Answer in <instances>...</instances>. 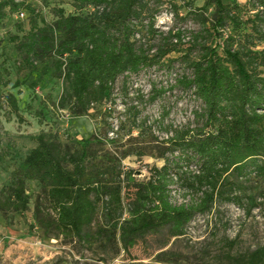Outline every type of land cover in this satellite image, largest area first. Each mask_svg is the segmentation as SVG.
Wrapping results in <instances>:
<instances>
[{
  "label": "trees",
  "instance_id": "obj_1",
  "mask_svg": "<svg viewBox=\"0 0 264 264\" xmlns=\"http://www.w3.org/2000/svg\"><path fill=\"white\" fill-rule=\"evenodd\" d=\"M71 1L74 13L57 9L56 20L47 24L24 1L0 0V20L7 7L12 14L25 17L27 10L32 17L29 31L13 41L30 74L39 75L34 86L48 77L61 82L58 110H68L75 118L87 116L93 106L112 102L120 77L137 76L156 66L171 69L181 62L191 76L182 75L176 85L201 102L203 112L196 117L202 125L177 132L166 142L172 148L153 155L143 142L145 135L151 140L147 144L156 141L152 127L147 118L138 123L141 111L132 106L134 126L120 157L104 150L117 143L110 137L111 124L97 128L75 150L62 144L57 134L42 132L11 185L0 192V214L5 219L10 213L24 218L31 204L27 185L35 181L39 193L30 228L41 239L62 238L119 255L130 254L140 240L166 229L171 239L185 236L192 220L210 214L218 202L247 208L248 215L263 209L264 202L244 193L242 183L252 176L264 180V0L244 5L237 0H206L198 9L189 5L186 17L196 18L201 28L191 33L185 50L183 31L164 35L155 29L160 12L150 4L161 0ZM89 8L93 11L85 12ZM173 9L179 17L178 6ZM143 30L147 44L136 39ZM175 53L178 58H170ZM164 93L154 87L148 102ZM4 103L23 121L15 95H8ZM41 105L39 115L47 106L45 101ZM175 151L179 158L166 156ZM149 155L165 164L150 168L146 182H136L133 171L121 169L122 160ZM4 157L0 143V164ZM184 164H196L197 173L182 172ZM177 170L183 174L177 172L182 187L191 193L189 203L172 202L170 187ZM126 183L132 189L128 218L123 217ZM261 197L264 201V193ZM167 255L158 260L166 262ZM228 259L230 264H264V245Z\"/></svg>",
  "mask_w": 264,
  "mask_h": 264
},
{
  "label": "rangeland",
  "instance_id": "obj_2",
  "mask_svg": "<svg viewBox=\"0 0 264 264\" xmlns=\"http://www.w3.org/2000/svg\"><path fill=\"white\" fill-rule=\"evenodd\" d=\"M21 1V0H19ZM26 6L35 10L47 24L56 20L55 10L64 9L66 14L74 13L71 0H22ZM248 0H237L241 5ZM188 2V3H187ZM206 0H161L151 3L150 9L157 8L160 12L156 19L155 29L159 33L169 31L184 32L185 50L191 42V33L200 30V24L193 16H188L190 7L201 8ZM173 5L179 8V17L175 14ZM25 10V8H24ZM89 8L85 12H92ZM211 10L207 17L211 18ZM5 15L0 20V143L5 154L0 164V192L8 188L23 161L32 149L37 146L36 138L42 132L53 133L65 146L75 150L81 140L88 139L97 128H104L111 124L116 144L104 146L106 152L116 157L127 149L126 141L134 126V117L129 113L132 106H136L141 115L138 123L147 118V125L152 127V134L156 141L147 144L149 135H145L143 142L153 155H158L165 148H172L166 143L174 138L177 132L186 129L194 130L202 125L197 120L196 113L203 112L201 102L191 91H184L176 85L177 78L182 75L191 76V71L181 62H177L171 69L166 66H156L146 69L137 76L120 77L115 86L112 102H105L93 106L87 116L75 118L68 110L57 108L56 103L62 91L61 82L50 77L45 78L34 86L39 75L30 74L23 63V56L16 50L13 38L21 37L29 31L30 15L19 17L12 14L7 7ZM148 24V21L144 22ZM22 26V30H19ZM42 26V23H40ZM145 35L146 37H144ZM141 44L148 43L146 30L136 35ZM160 38L154 41L159 43ZM179 54H172L170 58H178ZM197 57V53H193ZM40 68L43 65L37 63ZM165 90V93L150 104L149 98L153 88ZM15 95L20 105L23 121L11 112L4 103L8 95ZM50 96L51 98L49 99ZM47 106L41 112V102ZM29 106V109L26 107ZM138 135L137 129L133 130ZM179 151L167 153L171 159L179 158ZM165 164L162 159L152 156L142 158L131 156L121 162L124 172L133 171L134 180L138 183L146 182L150 168H161ZM198 166L184 164L182 172L197 173ZM178 170L173 173L175 184L170 187L172 202L176 204L189 203L191 193L182 187ZM181 171L180 176H183ZM124 190V218L129 217L128 208L132 189L128 183ZM28 194L31 196L30 211L25 217L10 213L5 219L0 214V264H230L229 256H237L255 250L264 245V207L254 209L250 215L247 208H240L232 203L218 202L210 214L197 215L186 229L185 236L171 239L169 230H163L157 235L147 236L126 254L121 251L115 255L112 251L103 253L96 245L89 248L75 242L60 239H41L36 230L30 227L35 224L33 219L34 202L39 193V184L28 182ZM243 192L259 197L264 193V180L255 176L243 180ZM234 245H233V244ZM167 253L166 262L158 257ZM103 259V261L101 260Z\"/></svg>",
  "mask_w": 264,
  "mask_h": 264
},
{
  "label": "built area",
  "instance_id": "obj_3",
  "mask_svg": "<svg viewBox=\"0 0 264 264\" xmlns=\"http://www.w3.org/2000/svg\"><path fill=\"white\" fill-rule=\"evenodd\" d=\"M19 17L24 18V13H21V14L19 15ZM113 135H114V133H111V134H110V137H113Z\"/></svg>",
  "mask_w": 264,
  "mask_h": 264
}]
</instances>
